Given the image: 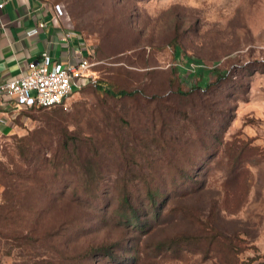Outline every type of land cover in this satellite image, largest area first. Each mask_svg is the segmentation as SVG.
Returning <instances> with one entry per match:
<instances>
[{
    "label": "rangeland",
    "instance_id": "rangeland-1",
    "mask_svg": "<svg viewBox=\"0 0 264 264\" xmlns=\"http://www.w3.org/2000/svg\"><path fill=\"white\" fill-rule=\"evenodd\" d=\"M45 1L95 49L97 81L0 136V162L24 167L0 170V264H227L159 245L211 225L240 260L264 255V0Z\"/></svg>",
    "mask_w": 264,
    "mask_h": 264
},
{
    "label": "crops",
    "instance_id": "crops-1",
    "mask_svg": "<svg viewBox=\"0 0 264 264\" xmlns=\"http://www.w3.org/2000/svg\"><path fill=\"white\" fill-rule=\"evenodd\" d=\"M0 83L25 72L31 60L47 51L55 59L78 58L76 51L87 52L90 44L79 30L60 25L45 0H0ZM45 25L41 26L40 22ZM81 89V88H79ZM79 89H76L79 90ZM15 98L0 96V136L13 133L22 120L23 111ZM256 116L264 118V112ZM259 114V115H258Z\"/></svg>",
    "mask_w": 264,
    "mask_h": 264
},
{
    "label": "built area",
    "instance_id": "built-area-1",
    "mask_svg": "<svg viewBox=\"0 0 264 264\" xmlns=\"http://www.w3.org/2000/svg\"><path fill=\"white\" fill-rule=\"evenodd\" d=\"M3 5L4 1L0 2V7ZM40 25L44 26L45 22ZM75 53L78 58L63 61L47 51L42 52V58L29 61L20 76L0 83V96H10L20 105L31 108L60 106L69 110L76 89L91 80L97 81L95 49L90 47L87 52L79 50Z\"/></svg>",
    "mask_w": 264,
    "mask_h": 264
},
{
    "label": "trees",
    "instance_id": "trees-1",
    "mask_svg": "<svg viewBox=\"0 0 264 264\" xmlns=\"http://www.w3.org/2000/svg\"><path fill=\"white\" fill-rule=\"evenodd\" d=\"M176 50L179 51V49H176ZM96 86L98 89L104 90L108 94H111L114 96L134 95L137 92H140V89L115 90L99 82H97ZM83 87L84 86H82L81 89ZM35 108H44V107H35ZM66 137H68V135H66ZM21 151H22V156H27L29 154L28 149H26L24 145L22 146ZM17 168H11L9 166H6L4 162L2 161L0 162V170L2 173V178L4 180H8L9 182H11L13 177H16L17 179L24 177L23 165H20ZM12 185L13 186L9 192H10V197L12 196L13 198L12 202H14L15 195L16 193L20 191V189H18L19 185L16 182L12 181ZM122 200L126 203V206H127L121 212L122 218H126V220L130 222L134 221V223L138 225V227L140 228H143L144 226H146L147 225L146 220H141V219L135 220L134 217H130V215L137 217L138 213H137V208L131 204L129 192H126L125 194H123ZM154 202H156L155 199H154ZM206 232L207 233H200V234H189V233L176 234V235L166 238L162 242V244H159V245L166 246V249L169 250V249H175L176 245H180L182 243L190 244V245L199 244V246H202V248L205 250L207 249V251H210L211 249H216L218 251H221L227 264H264V255H254L250 257L248 260H240L238 253L241 251V248L239 246V243H238L239 239L237 236H233L230 234L228 235L214 225H211V229Z\"/></svg>",
    "mask_w": 264,
    "mask_h": 264
}]
</instances>
